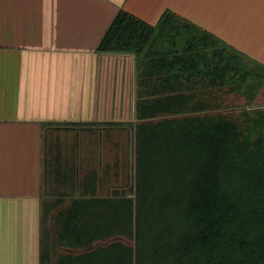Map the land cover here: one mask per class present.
Returning <instances> with one entry per match:
<instances>
[{
  "label": "trees",
  "instance_id": "16d2710c",
  "mask_svg": "<svg viewBox=\"0 0 264 264\" xmlns=\"http://www.w3.org/2000/svg\"><path fill=\"white\" fill-rule=\"evenodd\" d=\"M96 50L136 60L133 120L104 124L133 130V185L103 196L91 170L76 188L74 165L73 197L43 207L39 264H264V107L249 106L264 66L171 11L151 26L119 10Z\"/></svg>",
  "mask_w": 264,
  "mask_h": 264
},
{
  "label": "crops",
  "instance_id": "0c3cea01",
  "mask_svg": "<svg viewBox=\"0 0 264 264\" xmlns=\"http://www.w3.org/2000/svg\"><path fill=\"white\" fill-rule=\"evenodd\" d=\"M119 10L151 26L171 11L264 66V0H0V264H39L43 207L73 197L74 165L76 188L91 170L102 195L119 181L104 124L133 120L136 61L96 50Z\"/></svg>",
  "mask_w": 264,
  "mask_h": 264
},
{
  "label": "rangeland",
  "instance_id": "374dc122",
  "mask_svg": "<svg viewBox=\"0 0 264 264\" xmlns=\"http://www.w3.org/2000/svg\"><path fill=\"white\" fill-rule=\"evenodd\" d=\"M136 61V60H135ZM136 63V62H135ZM261 87L258 89L253 101L249 104L250 107H264V80H261ZM215 93V92H214ZM217 94V93H216ZM223 104L225 109L232 110L234 112L249 107L245 101V98L241 95L228 94L223 98ZM121 131L113 132L111 137L106 139L107 149L105 150V163L110 164L115 160L122 166L119 168L118 174L119 181L115 184L118 185L117 189L123 193H127L128 189L132 188L134 179V142H133V130L129 126H121ZM76 141V138H75ZM81 140L79 139V142ZM115 142V147L110 148L109 143ZM80 160V169H81ZM81 173V172H80ZM118 180V179H117ZM121 180V181H120ZM105 196V195H103Z\"/></svg>",
  "mask_w": 264,
  "mask_h": 264
}]
</instances>
